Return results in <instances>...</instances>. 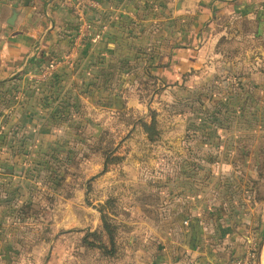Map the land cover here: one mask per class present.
Returning <instances> with one entry per match:
<instances>
[{"label":"rangeland","instance_id":"rangeland-1","mask_svg":"<svg viewBox=\"0 0 264 264\" xmlns=\"http://www.w3.org/2000/svg\"><path fill=\"white\" fill-rule=\"evenodd\" d=\"M257 16L264 21V13ZM259 26L248 28L257 34L254 43L227 41L216 52V40L219 43L223 33L229 36L238 27L222 25L220 19L212 29L222 34L211 37L209 52H194L188 66L183 63L184 52H176V63L172 59L167 63L157 53L140 58V70L168 67L152 73L162 82L142 81L143 71L133 72L136 58H123L129 73L123 75L120 60L116 61L117 71L105 75L110 82L105 95L97 91L104 79L100 74L94 90H89L95 94L89 103L82 100L87 91L80 85L70 99L51 101L44 119L35 120L32 114L30 127L20 128L17 123L19 136L7 135L14 148L7 152L11 142L7 150L0 147V159H5L0 170V250L15 252L12 259L10 253L8 259L0 257V264H156L166 260L182 264L184 240L176 218L184 194L202 193L207 212L213 210L209 205L215 207L218 195L247 208L255 183L264 184V27ZM72 54L77 55L72 64L76 68L85 57ZM125 77L131 78L127 89L120 86ZM151 112H156L158 122L154 141L139 125L151 122ZM10 130L6 127L0 136ZM261 151L263 157H259ZM12 156L21 164L14 170L9 166L13 175L9 179L2 169ZM51 158L68 172L65 187L46 205L53 239L42 243L38 239L46 234H39L41 229L26 233L16 214L30 196L22 188L31 186L37 174L32 161H43L48 167ZM113 158L116 162L101 175L106 161ZM99 175L89 190L88 182ZM17 181L20 195H13ZM7 187L11 189L4 190ZM101 207L118 227L113 259L81 243L88 232L101 227ZM261 208L241 212L249 228L244 235L247 247L237 257L230 255L227 264L244 259L246 251L254 252L259 242L261 247L264 225L256 227L264 220ZM211 219L210 214L203 219L210 223L206 225L208 245L219 225ZM257 259L258 255L253 264Z\"/></svg>","mask_w":264,"mask_h":264},{"label":"crops","instance_id":"crops-1","mask_svg":"<svg viewBox=\"0 0 264 264\" xmlns=\"http://www.w3.org/2000/svg\"><path fill=\"white\" fill-rule=\"evenodd\" d=\"M69 1L77 4L85 0H0V134L7 127L11 130L5 134L18 137L17 123L20 128L30 127L33 121L28 116L32 114L35 120L44 119L51 101L70 99L80 85L87 91L82 100L89 103L95 99L94 92L89 90H94L100 74L104 79L97 91L103 90L105 95L110 83L105 75L117 71L115 63L118 60L123 68V58H136L133 72L139 73L141 57L157 53L166 58L167 63H171L170 59L176 63V52H184L183 63L188 66L194 52H209L211 37L222 34L212 29L214 25L219 26L220 19L222 25H238L237 31H229V36L223 33L220 42L225 38L254 43L257 34L249 29L255 25L264 27V21L257 16L264 13V0H92L93 5L87 7L86 26L75 18ZM15 13L17 18L14 19ZM242 24L249 31L246 34L240 30ZM82 32L86 35L81 38ZM218 41L216 52H219ZM73 52L85 57L78 61L76 68L72 67L77 57ZM167 68L143 66L140 71L145 78L142 81H149L145 70L154 76V70L161 72ZM122 70L125 76L129 73L127 68ZM136 75L138 82L139 74ZM130 77H125L120 86L130 87L133 78ZM10 142V149L5 147L7 152L15 146L11 139ZM4 160L0 159V170ZM6 162L8 166L2 170L10 179L13 175L9 166L14 170L21 162L13 156ZM183 197L185 200L178 205L180 212L176 218L184 240L181 254L186 260L182 264H227L230 255L243 254L247 247L244 235L249 230L241 214L245 207L240 209V205L233 203V209L226 206L220 209L214 198L215 207L209 205L213 210L207 212L202 193L198 196L188 193ZM249 210H254L251 204L245 212ZM209 214L214 224L217 221L214 215L220 218L219 225L215 226L217 235L208 245L206 225L210 223L203 219ZM223 214L225 216L221 217ZM262 225L256 227L261 229ZM156 264L172 262L166 260Z\"/></svg>","mask_w":264,"mask_h":264},{"label":"trees","instance_id":"trees-1","mask_svg":"<svg viewBox=\"0 0 264 264\" xmlns=\"http://www.w3.org/2000/svg\"><path fill=\"white\" fill-rule=\"evenodd\" d=\"M238 5V3H236ZM88 8H85V16L87 17ZM241 31H243L244 34L248 32L247 29L244 28V25L242 24V28H240ZM227 42V40L224 38L221 43L218 45V50L223 46L222 43ZM84 45V43H83ZM86 47V42L85 46ZM224 52V51H222ZM166 68V67H165ZM149 72L145 70L144 75L147 77ZM185 78V77H184ZM183 78V79H184ZM149 81H152L153 83L157 82V78L150 75L148 77ZM152 120L150 123L146 121H140L139 125L142 127L144 133L147 135V137L154 141L158 135V122H157V116L156 112H151ZM5 140L0 141V147H7L10 141L8 142L9 138L6 135H4ZM4 137L0 136V139H4ZM263 157V152H260V156ZM116 162V158H113L112 160H107L105 163V171L101 174L104 175L106 173L107 166L112 165ZM56 160L54 158L49 159L48 167L43 161L34 160L32 161L31 167L34 169V172H37L36 177L33 179L31 186H25L22 189H25L29 193V197L25 198L22 206H21V213L16 214L17 218L20 215V220L23 225H25V231L26 233H32L35 231V229H41L39 234H46V238L44 239H38L39 242L44 243H50L53 239V231L51 228V222L49 219V210L46 209V205L48 203H52L54 201V194L59 192L60 188L65 187L66 177L68 170H61L59 168V164H57ZM101 175L91 179L88 182V189H92V182L100 177ZM264 179L261 180V183H263ZM10 182H14V179ZM257 188L255 189L254 198H250L249 205L251 204L253 209L256 208L258 205L261 206L263 211V217H264V184L255 183ZM7 185V184H6ZM16 188L13 190V195H20L19 190L20 189V183L17 182ZM11 189V187L4 188ZM263 190V192L261 191ZM258 190V191H257ZM7 191V190H6ZM228 200V201H227ZM220 204V209H222L224 206H226L229 209H233L234 206H231L235 201L231 202L229 199L220 197L219 195L215 199V203ZM242 203V201H240ZM240 209H244V206L240 205ZM236 210V209H235ZM233 210V212H235ZM244 210H247L245 208ZM99 213L101 214V227L96 230L95 232H88L82 239V246L89 250H96L100 253V255L104 258L113 259L117 255V235H118V227L112 222L108 214L106 213L105 207H101L99 210ZM216 215H214V218ZM218 221V219H216ZM261 223L264 224V220L261 221ZM41 227V228H39ZM260 247V242L257 244V247L254 251L255 253V260L258 255ZM10 253V257L12 259L15 252L4 249L0 250V257L2 259H8ZM12 253V255H11ZM50 264V263H49Z\"/></svg>","mask_w":264,"mask_h":264},{"label":"built area","instance_id":"built-area-1","mask_svg":"<svg viewBox=\"0 0 264 264\" xmlns=\"http://www.w3.org/2000/svg\"><path fill=\"white\" fill-rule=\"evenodd\" d=\"M92 0H85V1H81L79 3L76 4V2H72L69 1V4H71V9L73 11V14L75 16V18L78 20V22L80 24H84V26H86L87 21H86V16H85V8L92 6L93 4ZM86 35L85 32H82L80 34V37H84ZM75 47L78 46V43L76 42L74 44ZM255 261V253L254 252H249L246 257L240 261H232L229 264H253Z\"/></svg>","mask_w":264,"mask_h":264},{"label":"water","instance_id":"water-1","mask_svg":"<svg viewBox=\"0 0 264 264\" xmlns=\"http://www.w3.org/2000/svg\"><path fill=\"white\" fill-rule=\"evenodd\" d=\"M16 13L13 15V18H17L16 17ZM10 25H14V22H9ZM263 250H264V240L261 244V247H260V250H259V254H258V259H257V262L256 264H262V254H263Z\"/></svg>","mask_w":264,"mask_h":264},{"label":"bare ground","instance_id":"bare-ground-1","mask_svg":"<svg viewBox=\"0 0 264 264\" xmlns=\"http://www.w3.org/2000/svg\"><path fill=\"white\" fill-rule=\"evenodd\" d=\"M262 264H264V250H263V254H262Z\"/></svg>","mask_w":264,"mask_h":264}]
</instances>
